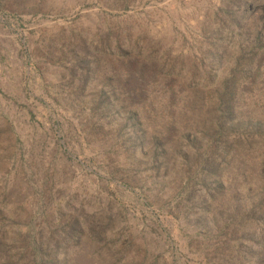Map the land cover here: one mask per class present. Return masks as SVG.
<instances>
[{
  "label": "rangeland",
  "instance_id": "1",
  "mask_svg": "<svg viewBox=\"0 0 264 264\" xmlns=\"http://www.w3.org/2000/svg\"><path fill=\"white\" fill-rule=\"evenodd\" d=\"M261 8L0 0V264H260L244 253L264 230L250 214L264 211V149L236 148L231 137L256 127L264 136V84L255 76L260 102L246 95L229 124L212 89L242 81ZM116 46L128 50L122 60ZM135 57L162 67L130 87ZM171 62L197 88L170 76ZM172 88L186 99L173 101Z\"/></svg>",
  "mask_w": 264,
  "mask_h": 264
},
{
  "label": "trees",
  "instance_id": "2",
  "mask_svg": "<svg viewBox=\"0 0 264 264\" xmlns=\"http://www.w3.org/2000/svg\"><path fill=\"white\" fill-rule=\"evenodd\" d=\"M246 4L247 3H244L245 6L249 5V4L247 5ZM261 9L264 10V8H261ZM263 28H264V24H261L258 28L255 29V31L253 32L254 34L251 36L254 48L250 50V56L247 58L246 62H244V67L242 69L243 71L242 73H240V77H242V81L241 80L239 81L238 78H236L235 76H232L230 79H227V82L223 80L218 88L212 89V93L216 97V100H217L216 101L217 108L221 112L219 119L222 118L228 124L237 119H240L241 116L243 115V111L245 109L244 102H246V97H245L246 95H248L249 97L252 96L253 98L256 95L258 98L259 97L262 98L260 96L262 94H260V92H258L254 88V83H255L254 78H256L255 76L257 75L258 76L260 75L262 79V83L264 84V44L261 42V38L263 37L262 35L264 33ZM115 48H116L115 54L121 57L120 60H122V57H125L128 54V50H126L125 48H122L121 46H116ZM137 58L138 57L129 58L128 60L129 62H128L127 67L129 68L128 72L131 77L128 80L132 83L130 87L134 86V84L138 86L146 85V83H148L150 80L156 77L157 75L156 72L158 70H161V67H162V66L160 67L157 64V62L154 60H148L146 62L145 61L143 62V61L138 60ZM170 64L171 65L168 71L170 72V76L173 77V75H175L176 80L178 79L181 80V83L189 81V86H191V82L195 83L194 89L197 88L198 84L195 82L194 77L192 76L190 77V75L179 77L180 73L173 74L172 73L174 69L173 66H175V63L171 62ZM189 78H191V80H189ZM131 79L133 80V82ZM200 89L202 88L200 87ZM175 90H176L175 88H172V91L170 90V98L173 101L176 98H180L178 95V92H175ZM142 94L145 95L146 93H142ZM196 96L201 100L203 99L202 94L200 92H197ZM260 98L256 100L257 103L260 102ZM180 99L185 100L186 96H182V98ZM183 111H184L183 107H180L176 113L181 114L183 113ZM174 115L169 118L168 123H169L170 129H174L177 126L176 116ZM219 129L221 130L222 128L218 126L217 131H215L213 135H211V138H210L211 143L215 142L216 140L215 136L218 133ZM233 129L232 127L228 128V130L225 133L226 136L228 135L232 136L231 134L235 132V130ZM253 130L255 131L254 132H252L251 130L247 131V133L243 135L244 136L243 139H242L241 134H237L235 136L233 135L231 138H233L235 142V147L236 148L237 147H242V148L252 147V150L254 149L255 151H257L260 149L262 151V149H264V136H261V135L253 136V133L256 134L257 127L254 128ZM157 143L158 141L154 142V144H157ZM262 162H264V160ZM262 167L264 168V164ZM207 169L209 173L215 174L214 171L216 170L212 167V164L208 166ZM216 187L218 189L220 185H217ZM262 188H264V186H262ZM214 194L215 193L210 194V197H213ZM250 214L258 215V220H256L257 223L260 222L261 224H264V211H256L255 208H253L250 211ZM79 229H80V226L78 224V220L76 219L75 223L70 225V229L67 232L69 235L68 234H67L68 236L66 235L67 239L71 238L72 235H74L77 231H79ZM91 229H89V231L93 232L94 230L92 229L93 230L92 231ZM1 233H2V229L0 228V251L4 253L3 251L4 245L2 244L3 239H2ZM92 234L97 235L98 233L94 231ZM259 242H260V246L258 249L252 250V249L246 248L245 249L246 253L244 254L251 257L253 260L258 261L257 263L261 264V261H262L264 264V230H263L262 238H260ZM56 246L58 247V243L56 244ZM34 249L41 250V243L37 242L36 244H34Z\"/></svg>",
  "mask_w": 264,
  "mask_h": 264
},
{
  "label": "water",
  "instance_id": "3",
  "mask_svg": "<svg viewBox=\"0 0 264 264\" xmlns=\"http://www.w3.org/2000/svg\"><path fill=\"white\" fill-rule=\"evenodd\" d=\"M13 140V139H12ZM12 144H14V141L12 142ZM17 153H14V150H8L5 154L6 157H14L15 159L17 158Z\"/></svg>",
  "mask_w": 264,
  "mask_h": 264
}]
</instances>
